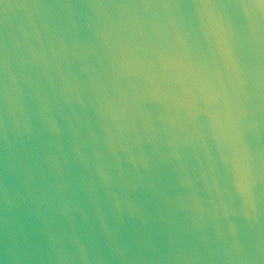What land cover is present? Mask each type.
Segmentation results:
<instances>
[{
	"label": "water",
	"instance_id": "obj_1",
	"mask_svg": "<svg viewBox=\"0 0 264 264\" xmlns=\"http://www.w3.org/2000/svg\"><path fill=\"white\" fill-rule=\"evenodd\" d=\"M142 2L0 0V264H264L259 10Z\"/></svg>",
	"mask_w": 264,
	"mask_h": 264
},
{
	"label": "snow or ice",
	"instance_id": "obj_2",
	"mask_svg": "<svg viewBox=\"0 0 264 264\" xmlns=\"http://www.w3.org/2000/svg\"><path fill=\"white\" fill-rule=\"evenodd\" d=\"M124 7H151L154 6L144 0L142 3H133L122 5ZM164 7H175V8H185L190 7L189 5L184 3V0H168L167 3L163 5ZM196 7L203 8L207 11V19L209 24L212 26L214 31L219 33L223 37V44L225 50L227 52V58L231 62L233 68L239 74V65L236 60V57L233 53L231 45L228 43V29L231 27L230 20L225 19V13L228 9H257L259 10V18L261 27L264 28V0H196ZM250 22L255 23L254 20L251 19L250 14ZM242 84L243 81L241 80ZM234 142H239L243 144L244 135L242 131H238L234 137ZM243 151V149H241ZM239 159L236 161V168L241 174L242 180H248L250 176V169L247 164L246 157L244 155L237 154ZM247 186V185H245Z\"/></svg>",
	"mask_w": 264,
	"mask_h": 264
}]
</instances>
